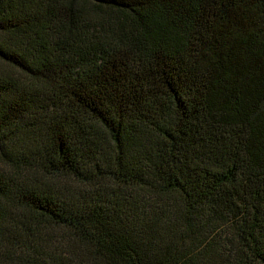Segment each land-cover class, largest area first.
Segmentation results:
<instances>
[{
    "label": "trees",
    "instance_id": "trees-1",
    "mask_svg": "<svg viewBox=\"0 0 264 264\" xmlns=\"http://www.w3.org/2000/svg\"><path fill=\"white\" fill-rule=\"evenodd\" d=\"M0 264H264V0H0Z\"/></svg>",
    "mask_w": 264,
    "mask_h": 264
}]
</instances>
